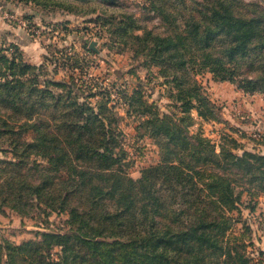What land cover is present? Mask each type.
<instances>
[{
	"label": "trees",
	"instance_id": "obj_1",
	"mask_svg": "<svg viewBox=\"0 0 264 264\" xmlns=\"http://www.w3.org/2000/svg\"><path fill=\"white\" fill-rule=\"evenodd\" d=\"M143 8L157 22L135 14L97 20L177 90L168 113L141 89L124 91L128 111L160 148V162L138 179L121 162L110 93L93 92L94 79L41 84L43 67L24 60L19 47L0 53V141L8 144L0 147V213L69 214L66 232L1 243L0 264H257L242 237L231 236L230 213L240 216L245 192L246 208L257 210L251 203L264 195V155H238L233 141L217 146L190 126L193 110L216 119L198 73L264 93V4L147 0Z\"/></svg>",
	"mask_w": 264,
	"mask_h": 264
},
{
	"label": "rangeland",
	"instance_id": "obj_2",
	"mask_svg": "<svg viewBox=\"0 0 264 264\" xmlns=\"http://www.w3.org/2000/svg\"><path fill=\"white\" fill-rule=\"evenodd\" d=\"M245 1L264 4V0ZM146 3L147 0H0V53L10 55L14 47H19L24 60L43 67L41 84L45 79L70 82L72 77L77 85H82V81L94 79L97 85L93 92L110 93L112 112L108 116L116 114L118 118L113 125L117 130L113 133L122 132L117 149L126 173L134 179L140 178L145 169L157 165L161 156L155 140L140 127L142 120L137 117L140 115L128 111L124 91L129 97L134 90L141 89L148 103L168 113L174 103L171 94H176L177 90L173 84H165L168 78L160 74L159 67L144 64L142 58L134 56L116 40L108 25L97 20L101 16L112 18L116 23L128 14L146 19L143 16ZM145 22L155 23L157 19ZM92 43L95 49L90 47ZM196 79L215 106L216 119L202 118L193 110L190 132H201L217 146L229 139L233 141L231 149L238 155L246 151L264 155V93L244 91L236 83L214 79L209 72L198 73ZM98 99H102L101 95L90 97L89 101L95 103ZM34 135L30 130L24 139L31 142ZM7 145L0 141V147L7 148ZM0 159H5L4 154L0 153ZM250 199L245 192L239 207L240 216L237 211L230 213L234 219L230 234L242 237L248 244V254L257 264H264L261 216L264 195L252 201V205L257 203L253 214L246 208ZM68 219L67 212L51 210L45 216L36 209L30 215H20L5 208L4 213H0V244L9 241L20 245L35 240L38 232H66ZM58 251L57 247L53 249L54 258Z\"/></svg>",
	"mask_w": 264,
	"mask_h": 264
},
{
	"label": "water",
	"instance_id": "obj_3",
	"mask_svg": "<svg viewBox=\"0 0 264 264\" xmlns=\"http://www.w3.org/2000/svg\"><path fill=\"white\" fill-rule=\"evenodd\" d=\"M93 44H94V43H92L90 47H91L92 49H95Z\"/></svg>",
	"mask_w": 264,
	"mask_h": 264
}]
</instances>
